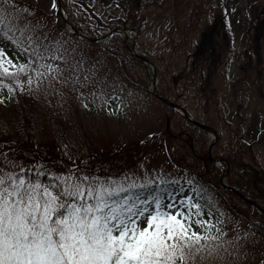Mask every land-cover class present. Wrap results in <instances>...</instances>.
<instances>
[{"label":"trees","instance_id":"trees-1","mask_svg":"<svg viewBox=\"0 0 264 264\" xmlns=\"http://www.w3.org/2000/svg\"><path fill=\"white\" fill-rule=\"evenodd\" d=\"M60 2L71 26L83 31L89 38H97L121 27L134 29L139 36L144 30L146 11L168 13L164 35L165 47L158 60L163 63L162 72L157 71L158 84L155 92L162 98L182 106L180 92L185 95L190 87L193 97L199 102L202 116L192 117L188 106H182L188 117L214 130L218 127L222 130V134L216 131L218 135L214 156L216 161L211 162L208 158L207 134L188 122L172 107L161 103L149 91L147 96L158 104L161 111L155 123L150 124V131L148 130L146 134L148 136L135 140L140 143L131 149L135 150L134 153H145L151 148L166 156L168 164L179 176L175 180H158L154 183L161 185L159 189L161 192L175 190L180 193H191L203 209L204 215L201 218L208 219L212 224L211 235L215 236L219 229L223 233L220 239L226 238L224 220L220 212L215 210V207L219 206L222 212L232 215L243 223L249 232L262 239L263 216L237 194L218 187V181L227 167L225 176L227 184L236 188L239 194L247 195L264 211V162L257 158L256 141L250 138L249 128L247 135H244L239 128H234L230 121L220 115L218 92L222 78L230 68L229 53L232 46L226 0H60ZM96 5L101 6L104 12H109L104 22L94 13L93 6ZM78 10L85 11L92 18V23L85 30L77 21L75 11ZM249 24L251 44L248 51L252 58L259 62V51L264 44V10L257 15L254 25ZM63 33L73 37L64 31ZM132 39L133 44L141 45L136 37L132 36ZM80 41L91 45L86 40ZM131 45L129 42L130 47ZM98 46L101 52L117 62L121 71L125 68L118 52L126 50L118 35H112ZM130 57L137 63H142ZM154 63L157 64V60ZM149 77L151 78L150 73ZM33 96L29 91L9 95L7 89L0 88L2 97L0 143L4 145L1 149H7L9 154V159L5 158L9 162H3L0 169L7 164L13 165L12 171L7 172L19 174L20 168L31 169L24 175L49 185L61 184L67 177L80 178L83 175L103 177L98 171L95 174L91 173L89 166L86 165L93 163L98 157L101 162L106 160L104 158L107 156L103 153L79 156L75 159L64 156L60 159L50 158L42 153L45 141L39 125L43 113ZM117 100L109 101L105 111L111 113V109L114 110L116 119H119L121 112H117ZM144 111L138 108L139 113L144 114ZM3 113L9 114L11 118ZM118 148L121 150L120 154L131 153V150L128 151L130 149L128 144ZM139 157L143 155L139 154ZM80 166L83 168L79 169ZM73 170L76 172L73 173ZM38 172L44 175H36ZM101 173H104L103 168ZM50 176L56 179L50 180ZM54 191L60 192L61 188L57 187ZM150 191L154 190L138 189L135 190V194L148 198ZM195 264H207L203 253L196 255Z\"/></svg>","mask_w":264,"mask_h":264},{"label":"rangeland","instance_id":"rangeland-1","mask_svg":"<svg viewBox=\"0 0 264 264\" xmlns=\"http://www.w3.org/2000/svg\"><path fill=\"white\" fill-rule=\"evenodd\" d=\"M226 2L232 46L229 53L230 68L222 78L218 92L220 115L230 121L234 128H239L244 135H247L246 132L250 129V138L257 144V158L264 162V44L259 51V62H256L248 51L251 44L249 23L255 24L257 15L264 10V0ZM52 5L53 0H15L16 9L26 13L19 18L17 27L22 31L16 32V37L26 40L30 36L35 43L60 48V54L64 57L63 60L51 62L62 69L60 78L52 81L51 86L46 82L39 90L34 87L30 92L43 113L39 125L45 141L42 153L57 159L63 158L62 156L75 159L79 156L103 153L107 156L104 158L106 160L101 162L98 157L93 163L86 165L91 173L98 171L103 177L116 180L128 177L135 183L142 184L146 180L155 182L177 179V171L168 164L162 152L150 148L145 153H134L135 150L131 149L140 143L135 140L146 136L150 124L155 123L161 111L158 104L147 96V91L151 89L152 69L147 64L137 63L128 53L120 50L118 54L122 57L125 67L121 71L114 59L100 51L98 44L89 45L80 41L82 39L79 37L65 35V24L59 16L57 6L53 8ZM93 9L95 15L104 22L109 12H104L98 5L93 6ZM75 13L77 21L85 30L92 23V18L83 10ZM64 16L66 17V14ZM144 18V30L136 36L141 45L134 44V48L149 58L156 71L161 73L163 63L158 60L165 47L168 13L146 11ZM219 26L220 23H217V27ZM4 31L6 29L0 27V34ZM129 42L133 45V39ZM0 46L18 63L28 59L26 52H20L18 55L16 49L3 41H0ZM156 60L157 64L154 63ZM0 80H4L0 88L7 89L10 81L5 79L2 73ZM180 94L182 106H188L192 117L202 116L199 102L193 97L190 87L185 95L182 91ZM115 99H118L117 112H121L119 119H116L114 110L111 109V113L105 111L108 102ZM138 108L144 109V114L139 113ZM3 114L11 118L9 114ZM9 128L12 131V128ZM162 128L163 126L160 130ZM216 131L222 134L220 127ZM206 140L208 144L210 138L206 136ZM217 142L218 135L215 145ZM1 144L0 166L3 162H9L5 159H9L7 149L2 150L4 145ZM126 144L131 153L120 154L118 147ZM215 145L210 153L211 159L208 156L212 162L215 159ZM139 154L143 157H139ZM12 166L4 165L0 174L11 170ZM81 168L83 167L80 166L79 169ZM102 168L104 173H101ZM75 172L76 170H73V173ZM215 210L220 212L224 220L226 238L208 242L217 251L211 254L209 251L203 252L207 264H264V239L249 232L243 223L222 212L219 206H216ZM192 230L202 235L208 234L195 223Z\"/></svg>","mask_w":264,"mask_h":264},{"label":"snow or ice","instance_id":"snow-or-ice-1","mask_svg":"<svg viewBox=\"0 0 264 264\" xmlns=\"http://www.w3.org/2000/svg\"><path fill=\"white\" fill-rule=\"evenodd\" d=\"M21 15L26 13L16 9L15 0H0V27L6 29L0 41L18 55L28 54L18 63L0 46V73L10 81L9 95L39 90L46 82L51 86L62 72L51 62L64 59L60 48L16 37ZM30 171L0 174V264H195L197 254L217 251L208 242L223 233L217 229L211 235L212 224L201 218L203 209L191 193L96 175L49 185L24 175ZM144 188L154 190L148 198L135 194ZM193 223L208 234L192 230Z\"/></svg>","mask_w":264,"mask_h":264},{"label":"water","instance_id":"water-1","mask_svg":"<svg viewBox=\"0 0 264 264\" xmlns=\"http://www.w3.org/2000/svg\"><path fill=\"white\" fill-rule=\"evenodd\" d=\"M57 2V7H58V11H59V14L60 16H62L63 20L65 21V23L68 25V22L64 19L63 15H62V12H61V4H60V1L59 0H56ZM69 26V25H68ZM71 28V27H70ZM71 33L74 34V35H80L84 38H87L86 36L82 35L80 32H78L77 30L71 28ZM123 33L125 34L126 30L125 29H121V30H112L111 32H109L105 37L106 38H109L112 34L114 33ZM92 42L96 43V42H100L101 40L100 39H92L91 40ZM126 49L128 52H130L132 55H134L136 58L140 59L142 62H144L145 64L149 65L150 67H152V75H153V81L151 83V87H152V94L156 96V98H158L162 103L174 108L176 111H178L184 118H186L188 120V122L192 123L193 125H195L197 128L201 129L202 131L208 133L210 136H211V142L209 144V147H208V156L210 158V151L212 149V147L214 146V143L216 142L217 140V136H216V132L209 126H206L204 124H200L196 121H193L191 120L190 118H188L185 110L172 103V102H169L168 100L164 99V98H161L160 96L156 95L154 93V89H155V85H156V71H155V68L153 66V63L146 57H143V56H140L136 53H133V51H131L128 46L126 45ZM211 159V158H210ZM227 170V169H226ZM220 186L226 190H229L235 194H237L238 196H240L241 198H243L246 202H248L249 204H251L253 207H255L258 211H260L262 213V215L264 216V212L260 210V208L251 200L243 197L241 194H239L233 187H230L228 186L227 184L224 183V175L221 177L220 179Z\"/></svg>","mask_w":264,"mask_h":264}]
</instances>
